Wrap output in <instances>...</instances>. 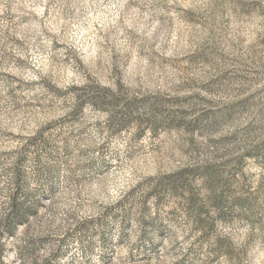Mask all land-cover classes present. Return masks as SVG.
<instances>
[{
	"label": "rangeland",
	"instance_id": "obj_1",
	"mask_svg": "<svg viewBox=\"0 0 264 264\" xmlns=\"http://www.w3.org/2000/svg\"><path fill=\"white\" fill-rule=\"evenodd\" d=\"M13 195L4 264H264V0H0Z\"/></svg>",
	"mask_w": 264,
	"mask_h": 264
},
{
	"label": "trees",
	"instance_id": "obj_2",
	"mask_svg": "<svg viewBox=\"0 0 264 264\" xmlns=\"http://www.w3.org/2000/svg\"><path fill=\"white\" fill-rule=\"evenodd\" d=\"M14 185L16 187L19 185V176L16 173L13 176ZM9 210L5 216L0 218V236L5 235V237H13L17 226L22 225L26 220L28 214L32 212L30 207L23 206L16 196H12L9 199ZM1 239V237H0ZM29 245L23 243L22 246L14 251V254L18 256L20 264H36L37 260L35 257L31 256L29 252ZM5 251V246L0 240V264H4L2 260V254Z\"/></svg>",
	"mask_w": 264,
	"mask_h": 264
}]
</instances>
